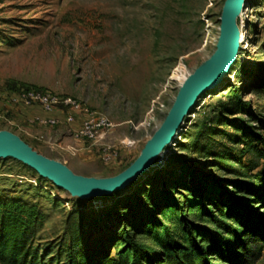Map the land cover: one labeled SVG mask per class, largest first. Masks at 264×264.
Returning a JSON list of instances; mask_svg holds the SVG:
<instances>
[{"label": "rangeland", "instance_id": "rangeland-1", "mask_svg": "<svg viewBox=\"0 0 264 264\" xmlns=\"http://www.w3.org/2000/svg\"><path fill=\"white\" fill-rule=\"evenodd\" d=\"M223 3L0 0V129L76 174L121 172L160 126L184 79L213 53ZM237 25L245 40L229 70L200 95L173 140L125 189L79 197L22 161L0 158V199L34 204L41 213L32 239L37 264H69L82 246L117 257L129 235L152 256L150 264H200L190 235L207 244L198 231L216 226L193 200L211 186L217 195L234 192L228 196L241 198L264 223V205L245 201L233 184L264 163V0H245ZM25 86L105 113L117 124L108 141L116 145V158L105 163L97 153L51 144L45 138L53 139V132L31 133L9 102ZM128 139L131 146L121 142ZM251 246L256 251L247 264H264V243ZM211 259L220 262L216 254Z\"/></svg>", "mask_w": 264, "mask_h": 264}, {"label": "trees", "instance_id": "trees-1", "mask_svg": "<svg viewBox=\"0 0 264 264\" xmlns=\"http://www.w3.org/2000/svg\"><path fill=\"white\" fill-rule=\"evenodd\" d=\"M233 184L237 191L252 196L242 194L245 201L251 203L255 199L264 205V163L248 180H236ZM197 193L198 199L191 200L196 201L202 213L208 214L216 226L215 229L198 231L207 244L196 243L192 237L194 235H190L189 240L200 256V264H215L211 259L212 254H216L217 260H220L217 264H247L256 251L251 244L258 241L264 243V223L256 218L259 212L242 203L241 198L228 196L234 195V192L223 190L222 194L217 195V190L211 186L206 192ZM225 215L230 223H227ZM150 223L153 224V221ZM41 224V213L34 204H26L16 198L0 199V264H37L32 239ZM187 229L192 232L189 227ZM79 243L77 239L76 246ZM125 244L117 257L82 246L70 255L69 264H150L152 256L131 235L127 236ZM261 246L258 245L257 249H261Z\"/></svg>", "mask_w": 264, "mask_h": 264}, {"label": "water", "instance_id": "water-1", "mask_svg": "<svg viewBox=\"0 0 264 264\" xmlns=\"http://www.w3.org/2000/svg\"><path fill=\"white\" fill-rule=\"evenodd\" d=\"M244 3L245 0H224L213 53L184 79L160 126L137 157L121 172L106 177L76 174L67 165L37 152L19 135L6 129H0V158L13 157L22 161L39 175L79 197L99 196L126 188L153 165L163 147L173 140L183 118L197 103L200 95L215 87L229 70L239 47L237 18Z\"/></svg>", "mask_w": 264, "mask_h": 264}, {"label": "built area", "instance_id": "built-area-1", "mask_svg": "<svg viewBox=\"0 0 264 264\" xmlns=\"http://www.w3.org/2000/svg\"><path fill=\"white\" fill-rule=\"evenodd\" d=\"M11 109L24 111L37 107L48 113V116L33 114L25 118L26 125H39L49 128H61L77 143L64 145L59 140H48L51 144L61 148L69 147L74 152L85 156L97 153L105 163L112 162L117 156L116 145L106 139L114 132L117 126L105 113L91 108L88 105L73 99L70 96L59 94L47 89L21 88L10 96ZM9 124L13 123L10 117H4ZM127 146L133 140L121 141Z\"/></svg>", "mask_w": 264, "mask_h": 264}, {"label": "crops", "instance_id": "crops-1", "mask_svg": "<svg viewBox=\"0 0 264 264\" xmlns=\"http://www.w3.org/2000/svg\"><path fill=\"white\" fill-rule=\"evenodd\" d=\"M33 114H39V115H44V116L49 115L48 113L41 111L39 108L34 107L30 109H25L24 111H20L19 116L25 119L27 116L33 115ZM26 128L29 129L31 133L36 134V135L41 134L43 130L45 129V131L43 132L44 134L48 135L50 132H53V139H52V136L51 137L47 136L45 139L59 140L60 143L64 145H70V146L77 145V143H75V141L71 138V136L65 133L61 128L40 127L39 125H32V126L27 125ZM109 138L110 136L106 139V141H109L110 140ZM66 148H69V147H66Z\"/></svg>", "mask_w": 264, "mask_h": 264}, {"label": "bare ground", "instance_id": "bare-ground-1", "mask_svg": "<svg viewBox=\"0 0 264 264\" xmlns=\"http://www.w3.org/2000/svg\"><path fill=\"white\" fill-rule=\"evenodd\" d=\"M243 11H244V8L241 10L240 15L243 14ZM238 31H239V44H240V43L244 42L245 35H244V32L240 30L239 26H238Z\"/></svg>", "mask_w": 264, "mask_h": 264}]
</instances>
